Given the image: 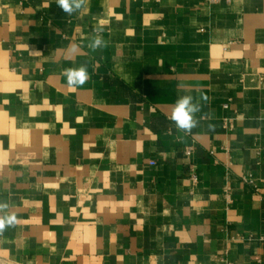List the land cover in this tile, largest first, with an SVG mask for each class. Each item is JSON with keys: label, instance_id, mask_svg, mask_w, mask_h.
I'll return each instance as SVG.
<instances>
[{"label": "crops", "instance_id": "crops-1", "mask_svg": "<svg viewBox=\"0 0 264 264\" xmlns=\"http://www.w3.org/2000/svg\"><path fill=\"white\" fill-rule=\"evenodd\" d=\"M0 200V264H264V0H0Z\"/></svg>", "mask_w": 264, "mask_h": 264}, {"label": "clouds", "instance_id": "clouds-1", "mask_svg": "<svg viewBox=\"0 0 264 264\" xmlns=\"http://www.w3.org/2000/svg\"><path fill=\"white\" fill-rule=\"evenodd\" d=\"M56 3L63 13L71 16L86 9L89 0H56ZM101 31L102 29H97V34L92 36L88 44V47L93 52L107 47V41L99 34ZM78 48L79 45H71L73 52H76ZM64 76L67 80V86L71 89L82 87L90 78L87 66L84 64H81L79 67L66 68ZM201 100L206 101L207 97L197 99L191 95H182L176 98L169 119L173 122L176 130L183 134L178 139L183 140L184 137L192 134L194 128L199 126L200 121L197 118V114L202 110ZM208 131L214 132L215 126L210 123ZM17 222L16 214L10 211V203L0 200V234L8 228L14 227Z\"/></svg>", "mask_w": 264, "mask_h": 264}, {"label": "built area", "instance_id": "built-area-1", "mask_svg": "<svg viewBox=\"0 0 264 264\" xmlns=\"http://www.w3.org/2000/svg\"><path fill=\"white\" fill-rule=\"evenodd\" d=\"M185 153H186L187 156H189L190 153H191L190 149H187ZM193 178H194V176H193Z\"/></svg>", "mask_w": 264, "mask_h": 264}]
</instances>
